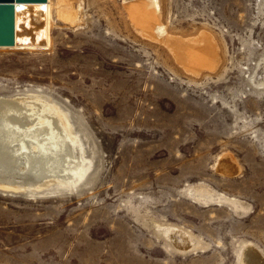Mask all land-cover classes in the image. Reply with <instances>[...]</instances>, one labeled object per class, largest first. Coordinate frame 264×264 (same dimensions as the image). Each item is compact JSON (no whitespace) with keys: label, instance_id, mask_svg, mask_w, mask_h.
<instances>
[{"label":"rangeland","instance_id":"1","mask_svg":"<svg viewBox=\"0 0 264 264\" xmlns=\"http://www.w3.org/2000/svg\"><path fill=\"white\" fill-rule=\"evenodd\" d=\"M56 1L48 43L0 46V95L68 112L90 168L72 189L0 188V264L264 257V0H158L168 43L137 0H80L74 21ZM174 43L219 59L194 72Z\"/></svg>","mask_w":264,"mask_h":264},{"label":"bare ground","instance_id":"2","mask_svg":"<svg viewBox=\"0 0 264 264\" xmlns=\"http://www.w3.org/2000/svg\"><path fill=\"white\" fill-rule=\"evenodd\" d=\"M148 6L149 30L170 42L173 37L167 35L165 29H157L158 0H137L131 3L130 11L137 12ZM12 7L14 43L8 47L48 43L50 0L15 1ZM80 7V0L56 1L58 16L65 20H76ZM141 14L143 16L144 12ZM175 45L171 48L176 58L194 72L203 66L212 69L219 59L213 44L207 46L211 52L208 59L200 54L201 48H185L182 52ZM76 121L80 124L79 118ZM224 158L220 162L221 171L235 172L232 157L224 155ZM89 168L90 158L84 154L81 138L68 112L32 92L0 95V188L18 189L29 194L38 189H46V193L72 189ZM49 186L50 190L47 189ZM238 264H264V257L254 246L247 245L240 252Z\"/></svg>","mask_w":264,"mask_h":264},{"label":"water","instance_id":"3","mask_svg":"<svg viewBox=\"0 0 264 264\" xmlns=\"http://www.w3.org/2000/svg\"><path fill=\"white\" fill-rule=\"evenodd\" d=\"M15 1L43 0H0V46H10L14 43L12 4Z\"/></svg>","mask_w":264,"mask_h":264}]
</instances>
